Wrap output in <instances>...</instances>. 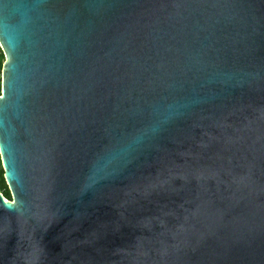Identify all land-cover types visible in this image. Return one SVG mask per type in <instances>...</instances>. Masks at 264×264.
<instances>
[{
  "label": "water",
  "instance_id": "water-1",
  "mask_svg": "<svg viewBox=\"0 0 264 264\" xmlns=\"http://www.w3.org/2000/svg\"><path fill=\"white\" fill-rule=\"evenodd\" d=\"M0 264H264V0H0Z\"/></svg>",
  "mask_w": 264,
  "mask_h": 264
},
{
  "label": "trees",
  "instance_id": "trees-1",
  "mask_svg": "<svg viewBox=\"0 0 264 264\" xmlns=\"http://www.w3.org/2000/svg\"><path fill=\"white\" fill-rule=\"evenodd\" d=\"M4 55L3 52L0 49V95H1V72H2V67H3V63H4ZM0 192L3 194V196L10 200L11 199V195L9 192V189L5 183V179H4V172L2 169V164H1V159H0Z\"/></svg>",
  "mask_w": 264,
  "mask_h": 264
}]
</instances>
